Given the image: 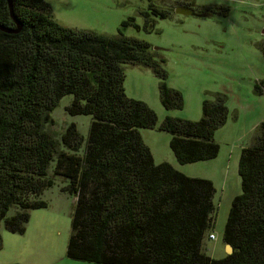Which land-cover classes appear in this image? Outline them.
Listing matches in <instances>:
<instances>
[{"label":"trees","instance_id":"obj_1","mask_svg":"<svg viewBox=\"0 0 264 264\" xmlns=\"http://www.w3.org/2000/svg\"><path fill=\"white\" fill-rule=\"evenodd\" d=\"M13 8L20 31L0 29V226L4 221L9 231L25 233L29 211L47 206L39 197L54 184L47 174L56 157L55 173L70 179L68 190L76 198L69 258L98 264H264V122L254 145L240 155L242 192L232 201L223 236L233 253L211 257L202 248L213 220V182L155 163L139 129L153 128L157 114L124 89L121 64L152 68L165 80L164 59L122 29L110 37L65 27L45 0H13ZM132 23L130 18L122 28ZM0 25L17 28L8 0H0ZM69 94L74 99L68 113L92 117L82 155L84 138L75 123L60 141L44 130ZM160 96L166 109L183 107L181 92L165 81ZM227 118L226 97L216 93L204 101L200 120L167 116L160 128L172 135L178 161L194 163L218 156L214 135ZM12 206L17 212L8 217Z\"/></svg>","mask_w":264,"mask_h":264},{"label":"rangeland","instance_id":"obj_2","mask_svg":"<svg viewBox=\"0 0 264 264\" xmlns=\"http://www.w3.org/2000/svg\"><path fill=\"white\" fill-rule=\"evenodd\" d=\"M54 19L65 27L99 35L147 41L156 49L165 80L152 68L123 63L124 89L128 97L144 101L157 114L153 128H140L156 164L170 163L190 177L209 179L215 186L214 212L202 250L214 258L228 255L224 230L233 199L241 194L239 160L243 148L251 147L264 122V0H45ZM179 7L194 14L178 13ZM154 11L166 14L162 18ZM134 23L122 28V23ZM162 81L181 92L182 108L166 109L160 96ZM216 93L226 97L228 118L215 131L218 156L182 164L171 149L172 135L160 126L167 116L197 121L203 117L206 99ZM74 99L65 95L51 113L53 122L45 129L60 141L67 127L75 123L84 138L79 154L86 149L92 117L71 115ZM60 147L63 148L61 145ZM57 158L48 166L47 178L54 181L39 199L46 207L31 209L25 233L0 226V264H98L67 256L75 196L68 190L70 179L55 173ZM17 208L12 206L8 217ZM214 234L216 239H210Z\"/></svg>","mask_w":264,"mask_h":264},{"label":"water","instance_id":"obj_3","mask_svg":"<svg viewBox=\"0 0 264 264\" xmlns=\"http://www.w3.org/2000/svg\"><path fill=\"white\" fill-rule=\"evenodd\" d=\"M8 4H9V9H10L11 15L17 24V28L16 29H10V28H7L5 26L0 25V29L3 31L9 32V33L19 32L22 25L14 16L13 0H8ZM176 11L178 13L185 14V15L194 14V11L192 9L186 8V7H179V8H177ZM154 49L156 50V49H158V47H155ZM226 248H227L228 255L233 253L234 248L231 244H227Z\"/></svg>","mask_w":264,"mask_h":264},{"label":"built area","instance_id":"obj_4","mask_svg":"<svg viewBox=\"0 0 264 264\" xmlns=\"http://www.w3.org/2000/svg\"><path fill=\"white\" fill-rule=\"evenodd\" d=\"M209 237H210V239H213V240L216 239V236L214 234H210Z\"/></svg>","mask_w":264,"mask_h":264},{"label":"flooded vegetation","instance_id":"obj_5","mask_svg":"<svg viewBox=\"0 0 264 264\" xmlns=\"http://www.w3.org/2000/svg\"><path fill=\"white\" fill-rule=\"evenodd\" d=\"M194 13H195V11H194Z\"/></svg>","mask_w":264,"mask_h":264}]
</instances>
